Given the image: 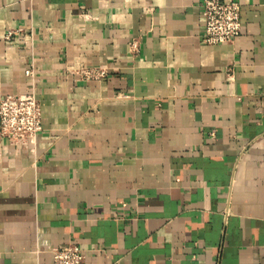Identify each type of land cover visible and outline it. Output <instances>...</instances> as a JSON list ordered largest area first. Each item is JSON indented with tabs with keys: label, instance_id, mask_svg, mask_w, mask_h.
<instances>
[{
	"label": "crops",
	"instance_id": "obj_1",
	"mask_svg": "<svg viewBox=\"0 0 264 264\" xmlns=\"http://www.w3.org/2000/svg\"><path fill=\"white\" fill-rule=\"evenodd\" d=\"M235 1L208 45L202 0H0V98L43 126L0 134V264H264V0Z\"/></svg>",
	"mask_w": 264,
	"mask_h": 264
},
{
	"label": "built area",
	"instance_id": "obj_2",
	"mask_svg": "<svg viewBox=\"0 0 264 264\" xmlns=\"http://www.w3.org/2000/svg\"><path fill=\"white\" fill-rule=\"evenodd\" d=\"M203 42L219 45L232 42L241 32V7L235 0H202ZM12 31L6 34L9 39ZM136 47V42H133ZM26 74L32 75L33 69ZM107 75L106 68H88L86 79H100ZM42 110L35 93L9 94L0 98V134L16 145L29 147L36 142L42 130ZM84 258L80 247L69 242L52 249V264H80Z\"/></svg>",
	"mask_w": 264,
	"mask_h": 264
}]
</instances>
